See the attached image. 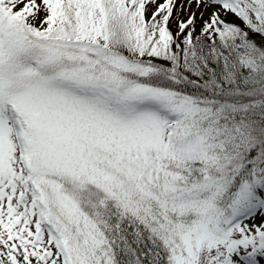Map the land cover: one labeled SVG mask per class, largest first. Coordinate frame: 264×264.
Returning a JSON list of instances; mask_svg holds the SVG:
<instances>
[{
    "label": "snow or ice",
    "instance_id": "1",
    "mask_svg": "<svg viewBox=\"0 0 264 264\" xmlns=\"http://www.w3.org/2000/svg\"><path fill=\"white\" fill-rule=\"evenodd\" d=\"M185 2L0 0V264H264V0Z\"/></svg>",
    "mask_w": 264,
    "mask_h": 264
},
{
    "label": "rangeland",
    "instance_id": "2",
    "mask_svg": "<svg viewBox=\"0 0 264 264\" xmlns=\"http://www.w3.org/2000/svg\"><path fill=\"white\" fill-rule=\"evenodd\" d=\"M159 2H162V0H159ZM184 4V7L186 9V11H181L180 8H179V5L180 4ZM177 9H176V16L173 17L172 21H171V25L174 26V25H177V19H186L187 18V15L193 11H195L197 13V16L199 17V14L201 11H203V9H197L195 4L193 3L190 7L187 5V3L185 2V0H177ZM154 7V6H153ZM152 7V8H153ZM150 7V10L152 9ZM214 9L212 8H209L207 10V12L205 13V19H207V16L211 13V11H213ZM173 29H176V27H172ZM259 221V218H257V222Z\"/></svg>",
    "mask_w": 264,
    "mask_h": 264
},
{
    "label": "trees",
    "instance_id": "3",
    "mask_svg": "<svg viewBox=\"0 0 264 264\" xmlns=\"http://www.w3.org/2000/svg\"><path fill=\"white\" fill-rule=\"evenodd\" d=\"M151 8L153 7V6H150ZM154 8V7H153ZM174 16H176V9L174 10ZM227 19H229V20H231V19H233L232 17H231V15H229L228 17H227ZM237 23H239L238 21H237ZM199 24H200V21H199V19L197 20V26L199 27ZM172 26V25H171ZM172 27H176V25H174V26H172ZM175 30V29H174ZM257 40H259V37H257Z\"/></svg>",
    "mask_w": 264,
    "mask_h": 264
}]
</instances>
